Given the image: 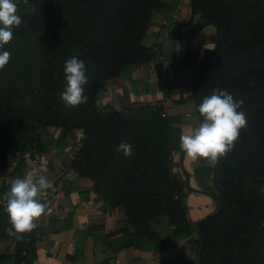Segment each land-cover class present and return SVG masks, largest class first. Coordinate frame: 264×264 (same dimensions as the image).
<instances>
[{
	"label": "trees",
	"instance_id": "1",
	"mask_svg": "<svg viewBox=\"0 0 264 264\" xmlns=\"http://www.w3.org/2000/svg\"><path fill=\"white\" fill-rule=\"evenodd\" d=\"M177 2L29 0L36 8L33 12L19 0L18 14L24 21L13 29V35L31 34L38 42L39 72L32 105L37 118L56 127V143L65 135L77 137L79 147L69 167L76 177L88 178L98 197L121 212L123 241L144 250L176 247L188 241L195 243L198 252L201 240L202 260L192 264H223L212 259L217 250L220 255L232 252V264H264V240L258 241L260 230H264V0H192L193 20L203 14V22H213L219 28L217 49L195 81L196 103L199 107L214 89L226 90L235 100L243 101L239 111L246 113L248 122L233 150L218 159V171L205 169L212 183L204 188L208 193L189 189L179 167L180 111L167 114L160 104L151 102H132L115 109L103 95L104 82L128 76L131 67L154 60L160 53L166 34L157 35L152 45L144 46L141 40L148 26L169 22V34L172 24L188 18L189 12L184 16ZM205 27L212 31L201 36L198 49L178 51L176 68L184 80L180 84L191 83L200 62L213 48L207 43H214L215 26ZM174 34L184 35L178 28ZM74 55L87 68V102L71 107L61 100L60 93L66 87L65 61ZM187 67L189 71H182ZM170 69L173 73L171 63ZM242 72L252 77L253 89L241 86ZM156 74L159 82V61ZM14 85L0 83V137L5 136L10 122L8 107L14 102ZM97 100L101 105L95 111ZM34 128L47 133L40 124ZM121 142L132 145L131 156L117 150ZM31 146L28 158L43 151L36 133ZM9 156L17 159L12 174L19 175L24 159L13 151ZM176 168L179 173L175 174ZM3 184L0 196L6 192ZM210 197L216 208L220 207L217 213L211 214L216 209H209ZM5 209L0 204V238L22 247V241L7 232L11 225ZM187 210L191 223L186 220ZM200 216L204 218L194 229ZM22 236L31 240L34 234L31 231ZM0 258L9 256L0 254Z\"/></svg>",
	"mask_w": 264,
	"mask_h": 264
},
{
	"label": "crops",
	"instance_id": "2",
	"mask_svg": "<svg viewBox=\"0 0 264 264\" xmlns=\"http://www.w3.org/2000/svg\"><path fill=\"white\" fill-rule=\"evenodd\" d=\"M164 24L160 28L156 27L155 24L148 26L141 40L144 44L145 38L148 39L144 45L150 46L155 42L157 35L166 34L160 43V53L155 54L154 60L131 67L128 76H119V78L115 77L104 82L102 90L107 103L115 109L122 105L128 106L132 102H151L160 104L167 114L180 111L182 118L179 124L181 133L194 128L195 125L192 126V122L196 112L191 98V83L189 85L186 82L178 84L173 77L179 73V69L176 68L178 51L179 49H198L197 44L201 42V36L206 37V33L209 31L207 27H203L200 35L197 33L192 38L180 40L171 35L170 27L169 34L166 33L169 22ZM176 28L180 34L185 35L194 27H188V31L185 33L180 32L181 27ZM201 47H204V44ZM156 61H159L161 65L162 77L159 82L156 74ZM170 63L173 66V73L170 69ZM189 70L190 67H187L182 71L187 72ZM123 92L126 94L128 105L118 101ZM175 92L176 97H174ZM45 134L46 136H38L43 151L33 153L31 158L23 156L25 166L21 168L19 175L12 174L17 161L16 158L6 159L4 164L0 165V186L2 181L6 186V192L0 196V204L5 207L6 194L15 178L42 174L48 179L50 185L40 197L49 211H46L36 221L38 227L33 230V239L28 240L27 236H22L20 239L23 243L22 247H16L13 241L2 240L1 237L0 254L9 256V259L2 260L0 258V264L196 263L197 259L192 262L185 257L181 259V255L176 254V251L182 249V246H191L188 241L176 247L161 250L138 249L123 241L124 225L122 224L121 212L118 208L110 206L104 199L98 197L88 178L76 177L69 167L72 155L79 146L77 137L71 138L65 135L62 142L56 143V128L47 131ZM179 158L180 151L178 160ZM181 166L188 176L189 185L199 187L197 188L198 191L193 188L194 191L204 193L200 191H205V187L212 186L211 179L205 172L207 167H212L208 165L207 161L203 159L194 161L183 151ZM210 200L213 204L214 199L210 197ZM202 207H205L204 204ZM194 214H198V211ZM186 220L187 223H191L188 210ZM129 232L133 233V229L131 228ZM195 237L196 234L192 235V238ZM26 242L27 248H24ZM174 259H178V261L174 262Z\"/></svg>",
	"mask_w": 264,
	"mask_h": 264
},
{
	"label": "clouds",
	"instance_id": "3",
	"mask_svg": "<svg viewBox=\"0 0 264 264\" xmlns=\"http://www.w3.org/2000/svg\"><path fill=\"white\" fill-rule=\"evenodd\" d=\"M18 3L19 0H0V49L13 39V29L22 23ZM23 3L31 11H36L34 5H29V0H23ZM10 58V52L0 51V70L4 69ZM64 72L66 87L60 93L61 100L71 107L86 103L84 91L88 75L84 61L72 56L65 61ZM242 104V100H235L226 90L214 89L199 104L202 122L190 131L181 132L180 149L194 161L203 159L209 166H215L219 158L233 150L241 130L247 127L246 113L239 111ZM117 150L122 151L126 157L132 155L130 143L121 142ZM49 186L48 179L42 174L12 180L6 194L5 209L11 225L7 229L10 236L19 240L24 233L38 227L36 221L49 211L40 199L42 192ZM261 194H264V188Z\"/></svg>",
	"mask_w": 264,
	"mask_h": 264
},
{
	"label": "rangeland",
	"instance_id": "4",
	"mask_svg": "<svg viewBox=\"0 0 264 264\" xmlns=\"http://www.w3.org/2000/svg\"><path fill=\"white\" fill-rule=\"evenodd\" d=\"M177 3L181 4V6L183 7L182 10L185 11L184 16L187 17L189 12L187 1L178 0ZM200 4L201 3H199V5ZM205 19L206 17L202 14V17L200 19L192 20L189 26L181 27L180 32L185 33L186 31H188V27L193 28L201 22L203 23ZM23 21L24 19L22 18V22ZM164 25L166 26L167 23ZM156 27L160 28L161 26L156 25ZM209 31L211 32L212 29L209 28ZM147 40L145 38L143 43L145 44ZM37 44L38 42L31 34H25L22 36L13 35V39L8 44L4 45L3 49H0V51H8L11 54V58L8 64L4 67V69L0 70V83L10 81L15 84L14 90H12V98H14V102L10 107H8L10 122L7 127L5 136L0 137V165H3L6 159L12 158L9 156L10 151H13L14 154L18 157L27 156L32 148L31 144L33 135L35 133L37 137L46 136L44 132H38L37 128H34L35 124H40L42 129H44L45 131H52L56 128L53 125H45V120L37 118L32 105L34 101L35 88L37 87L39 72ZM207 44L209 48L213 46L211 42ZM241 74V86L245 88L247 87L248 89H253L255 84L253 83L252 77L250 75H247L245 72H242ZM173 77L178 84H180V81H184L183 77L179 73L173 75ZM116 78H119V76H116ZM230 81H232V77L230 78ZM174 97H176V92ZM100 105L101 101L97 100L94 110L97 111ZM196 125L197 115H195V118L192 122V126H194V128L196 127ZM218 165L219 164L217 161L215 166H212L214 172L218 171ZM174 173H179V169L176 168L174 170ZM209 209L211 210V212L216 209V204L214 201L213 204L210 203ZM262 240H264V230H260L258 241ZM194 244L195 243L190 242L191 246H182V249L177 250L176 254L181 255V259H183L182 257H185L187 258V260L192 262H194L197 258H199V260H202L201 254L197 252L196 246ZM212 255L214 256H212L213 258H211L216 263L218 261V263L232 264V252L230 255L226 252L220 255L219 251L217 250Z\"/></svg>",
	"mask_w": 264,
	"mask_h": 264
},
{
	"label": "water",
	"instance_id": "5",
	"mask_svg": "<svg viewBox=\"0 0 264 264\" xmlns=\"http://www.w3.org/2000/svg\"><path fill=\"white\" fill-rule=\"evenodd\" d=\"M188 1H189V15H188V18H187L185 21H183V22H179V23L177 22V23H174V24H172V25L170 26V33H171V35H172L174 38H177V39H180V40H185V39L191 37V36H192V35H193L198 29L204 27L205 25L211 24V25H214V26H215V37H214L213 48H212L211 52H210L207 56H205V57L202 59V61L200 62L199 66H198V68H197V70H196V72L194 73V77H193V79H192V81H191V90H190V91H191V98H192L194 104H195L196 107H197V111H198V123H197V126H198L199 123H200L201 120H202V116H201L200 113H199V107H198V105H197V103H196V100H195V95H194L195 81H196V78H197V76H198V74H199V72H200V70H201L203 64H204V63H205V62H206V61H207V60H208V59H209V58L215 53V51H216V49H217L218 38H219V28H218V26L215 25L213 22H203V23H200V24H198L197 26H195V27H194L189 33L185 34L184 36H177V35H175V34H174V29H175L176 27H184V26H187V25L192 21V19H193V14H194L193 3H192V0H188ZM120 98H121V99L118 100L120 103L128 105V101H127V99H126V94H125L124 92L122 93V95L120 96ZM182 152H183V150H180L179 165H180V167H181V171H182L183 174H184L185 183L187 184V187H188L189 189H191V190H194L193 188H191V187L189 186V184H188V176H187L186 172L182 169V166H181ZM197 191H198V190H197ZM200 192L208 193V192H206V191H200ZM219 209H220V207H219V205H218L217 208H216V210H215L214 212H212L211 214H213V213H217V212L219 211ZM203 218H204V217H202L201 219H199L198 221H196V222L194 223V229H196V226H197L198 222L201 221ZM200 248H201V240H200V242H199V249H198V252H200ZM198 262H199V258H197L196 263H198Z\"/></svg>",
	"mask_w": 264,
	"mask_h": 264
},
{
	"label": "flooded vegetation",
	"instance_id": "6",
	"mask_svg": "<svg viewBox=\"0 0 264 264\" xmlns=\"http://www.w3.org/2000/svg\"><path fill=\"white\" fill-rule=\"evenodd\" d=\"M197 26V25H196Z\"/></svg>",
	"mask_w": 264,
	"mask_h": 264
}]
</instances>
